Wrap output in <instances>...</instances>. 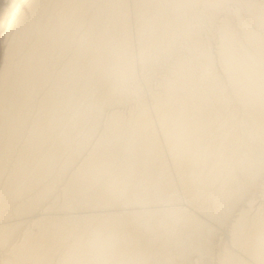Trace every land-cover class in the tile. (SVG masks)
Instances as JSON below:
<instances>
[{
  "label": "bare ground",
  "instance_id": "6f19581e",
  "mask_svg": "<svg viewBox=\"0 0 264 264\" xmlns=\"http://www.w3.org/2000/svg\"><path fill=\"white\" fill-rule=\"evenodd\" d=\"M3 39L0 264H264V0H21Z\"/></svg>",
  "mask_w": 264,
  "mask_h": 264
},
{
  "label": "rangeland",
  "instance_id": "374dc122",
  "mask_svg": "<svg viewBox=\"0 0 264 264\" xmlns=\"http://www.w3.org/2000/svg\"><path fill=\"white\" fill-rule=\"evenodd\" d=\"M20 1L21 0H0V64L5 49L3 34L5 33L11 13L14 11L15 7Z\"/></svg>",
  "mask_w": 264,
  "mask_h": 264
}]
</instances>
